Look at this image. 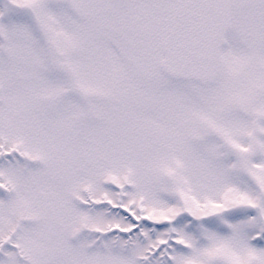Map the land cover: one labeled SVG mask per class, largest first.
Instances as JSON below:
<instances>
[{
  "label": "rangeland",
  "instance_id": "rangeland-1",
  "mask_svg": "<svg viewBox=\"0 0 264 264\" xmlns=\"http://www.w3.org/2000/svg\"><path fill=\"white\" fill-rule=\"evenodd\" d=\"M180 1L0 0V264H264V0L209 88L160 75Z\"/></svg>",
  "mask_w": 264,
  "mask_h": 264
},
{
  "label": "water",
  "instance_id": "water-1",
  "mask_svg": "<svg viewBox=\"0 0 264 264\" xmlns=\"http://www.w3.org/2000/svg\"><path fill=\"white\" fill-rule=\"evenodd\" d=\"M229 0H184L170 17L161 72L175 82L208 87L222 77L230 30Z\"/></svg>",
  "mask_w": 264,
  "mask_h": 264
},
{
  "label": "flooded vegetation",
  "instance_id": "flooded-vegetation-1",
  "mask_svg": "<svg viewBox=\"0 0 264 264\" xmlns=\"http://www.w3.org/2000/svg\"><path fill=\"white\" fill-rule=\"evenodd\" d=\"M231 1V8L233 9V10H236L235 8H233V6L235 5V3H236V1L235 0H230ZM242 24H244L241 20H239V21H235V24H234V33H235V35L233 34V36H234V38L233 37H231V41L234 43V41H235V39H237L236 38V33H237V31L239 32L240 31V28L242 27ZM258 37H259V39L262 41V39H263V37L261 36H259L258 35ZM259 42L260 41H258V44H259ZM262 45H264V42L262 43ZM252 49H254L255 51V53L257 52V53H259L260 54V52L264 49V47L263 48H261L260 49V47L257 49V51H256V48H254V47H252V46H250V50L251 51H253ZM228 57V54L226 55V61H227V58Z\"/></svg>",
  "mask_w": 264,
  "mask_h": 264
},
{
  "label": "trees",
  "instance_id": "trees-1",
  "mask_svg": "<svg viewBox=\"0 0 264 264\" xmlns=\"http://www.w3.org/2000/svg\"><path fill=\"white\" fill-rule=\"evenodd\" d=\"M58 149L60 150V149H61V146H59V147L57 148V150H58Z\"/></svg>",
  "mask_w": 264,
  "mask_h": 264
}]
</instances>
